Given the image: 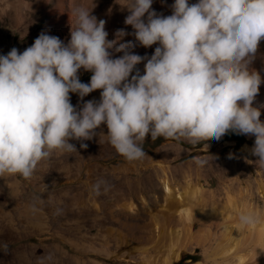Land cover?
I'll return each mask as SVG.
<instances>
[{
	"label": "clouds",
	"instance_id": "clouds-1",
	"mask_svg": "<svg viewBox=\"0 0 264 264\" xmlns=\"http://www.w3.org/2000/svg\"><path fill=\"white\" fill-rule=\"evenodd\" d=\"M116 2L128 11L131 33L118 28L109 39L106 20L92 14L94 0H71L66 42L41 30L23 51L0 54V176L30 178L53 151L77 152L70 140L91 139L102 124L129 161L147 155L146 136L219 140L231 131L254 136L250 152L264 165V103H253L264 77L251 67L264 39V0H173L168 15L153 0ZM129 34L134 41L123 40ZM137 44L156 46L149 56L132 51ZM80 69L91 72L88 82ZM96 89L99 100L71 102V93L82 100ZM261 221L264 209L238 213L242 228Z\"/></svg>",
	"mask_w": 264,
	"mask_h": 264
},
{
	"label": "rangeland",
	"instance_id": "rangeland-1",
	"mask_svg": "<svg viewBox=\"0 0 264 264\" xmlns=\"http://www.w3.org/2000/svg\"><path fill=\"white\" fill-rule=\"evenodd\" d=\"M57 2L0 0V54H6L12 47L23 51L41 30L66 42L71 27L65 32L60 29ZM162 2L153 0V8L168 10L163 13L170 14L171 7H162ZM94 5L92 14L118 19L112 21L113 26L124 23L128 14L116 0H94ZM65 9L70 13L66 22L74 27L69 2ZM154 48L134 52L150 56ZM257 50L264 62V44L259 43ZM143 63L137 65L141 72ZM79 76L83 82H88L91 72L80 69ZM100 91L93 90L82 100L71 93L70 99L74 105L78 100L81 104L88 99L99 100ZM253 103H264V93H258ZM260 118L264 120V109ZM106 132L102 124L91 139L70 140L77 152L53 151L38 164L30 178L9 173L0 176V243L8 244L6 251L0 249V264H153L141 260L139 255L131 258L124 254L133 250L160 261L162 234L171 225L180 229V236H185L187 242L180 262L174 264H223L214 260L216 256L212 254L219 241L216 235L219 214L225 208L220 175L231 171L229 164L246 171L248 162L237 155L244 145H253L254 136L241 134V144L227 138L226 134L219 140L208 136L195 141L191 137L151 139L146 136L142 147L147 155L129 161L108 142ZM81 143L87 147L81 148ZM154 160L167 163L176 182L183 183L185 175L189 174L192 182L202 186L200 212L189 222L179 215L166 217L158 210L160 169ZM189 163L197 165L200 174L191 167L188 169ZM256 165L264 168L259 161ZM179 168L181 172L177 171ZM97 180L105 182L98 194L92 190ZM263 180L264 175H258L242 184L256 193L253 202L261 209H264V200L258 196V191ZM236 188L232 185L233 193L238 191ZM125 203H133V209L127 208ZM152 217L157 222L156 234H160L157 241V235L151 231ZM123 236L128 243L122 244ZM49 255L51 259H45Z\"/></svg>",
	"mask_w": 264,
	"mask_h": 264
},
{
	"label": "bare ground",
	"instance_id": "bare-ground-1",
	"mask_svg": "<svg viewBox=\"0 0 264 264\" xmlns=\"http://www.w3.org/2000/svg\"><path fill=\"white\" fill-rule=\"evenodd\" d=\"M66 2H69L71 5V0H58L57 2V21H59L58 25L62 32L64 30H68L72 26H69L66 22V19H69L70 17V13L65 9ZM189 2L192 3L194 0H189ZM162 3V7L165 6L166 9H170V2L163 0ZM153 6L154 5H151L152 8ZM155 10L164 15L163 11L165 9ZM165 11L168 12V10ZM93 14L96 15L98 19H105V17L98 15V13ZM105 20V28L108 31L109 39L113 38L115 30L118 28H125L128 33L133 31L130 25H125L124 23H118L120 26H113L114 23L112 21H118L116 17ZM123 40L134 41L135 37L129 34L125 35ZM259 43L260 45H263L264 39H262ZM153 46H156V44L151 45L150 48L137 44L132 51H147L152 49ZM251 67L259 71L261 76L264 77V62L261 60L258 50L255 53V58L251 62ZM259 93H264V83L260 85ZM250 148L251 145H244L240 155H237L244 157L245 162H248L246 171L240 170L238 167L236 168L235 166L229 164L228 168L231 171H223L220 175V179L222 183H224L223 189L225 194V208L224 211L219 214V220L217 223L218 229L216 231L219 241L212 250V254L216 256L214 257V260H218L223 264H264V221H261L258 225L247 228H242L238 222V213L242 208L246 206L258 207L256 203L253 202L256 198V193L251 190L250 187H242V184L246 181L249 182L258 175H264V168L256 165V156L251 154ZM153 162H155L160 169L159 179L161 184V194L159 200L156 201L158 210L166 217L179 215L184 221L189 222L195 217V215H197V213L200 212L198 205L202 201V186L199 183L196 184L192 182L189 174L185 175L183 183L176 182L172 179L169 165L167 163L159 160H154ZM186 167L188 169L191 167L196 174H200L197 165L189 163ZM177 171L181 172V169L179 168ZM225 182H228V184H225ZM232 185L237 186L236 189H238V191L235 190L233 193ZM260 188L261 191H258V196L264 200V180L260 182ZM125 206L133 209V203H125ZM152 222L154 225L151 228V231L154 236L157 235V241L160 239V234H156L157 222H155L154 217H152ZM188 225L190 226L191 224L188 223ZM186 229L189 231V228ZM162 238L163 243L159 245L162 248L160 261L151 259V256L143 255L141 252L136 253L133 250L129 251V254L127 253L124 255L131 258L134 257V254L139 255L141 260L153 264L179 263L180 257L183 256V253L187 248L185 236H180V229H178L175 225H171L167 226V228L163 231ZM123 242L125 244L128 243V239L125 236L122 237V244Z\"/></svg>",
	"mask_w": 264,
	"mask_h": 264
},
{
	"label": "trees",
	"instance_id": "trees-1",
	"mask_svg": "<svg viewBox=\"0 0 264 264\" xmlns=\"http://www.w3.org/2000/svg\"><path fill=\"white\" fill-rule=\"evenodd\" d=\"M226 137L235 139L237 144L243 143V138L241 134L231 135L229 133H226Z\"/></svg>",
	"mask_w": 264,
	"mask_h": 264
}]
</instances>
